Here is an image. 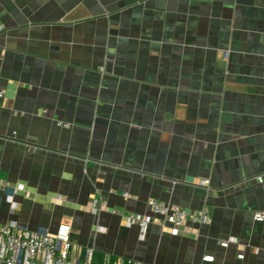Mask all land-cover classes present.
<instances>
[{"label":"crops","instance_id":"obj_1","mask_svg":"<svg viewBox=\"0 0 264 264\" xmlns=\"http://www.w3.org/2000/svg\"><path fill=\"white\" fill-rule=\"evenodd\" d=\"M0 26L3 220L145 264H264V0H0ZM150 198L211 222L175 234Z\"/></svg>","mask_w":264,"mask_h":264},{"label":"built area","instance_id":"obj_2","mask_svg":"<svg viewBox=\"0 0 264 264\" xmlns=\"http://www.w3.org/2000/svg\"><path fill=\"white\" fill-rule=\"evenodd\" d=\"M2 29L3 26H0V31ZM42 112H45V109ZM58 123L70 127L67 122ZM209 182L206 179L202 184L208 185ZM148 204L156 218L172 223L175 234L179 233L188 222L206 225L212 219L208 207L192 211L156 198H150ZM255 219L263 222L264 212H256ZM151 221H153L151 217L131 216L128 224L140 222L145 228ZM71 231L72 227L69 224H61L54 234L35 231L21 227L15 220L6 221L0 217V264H145L136 259L114 257L110 254H105L103 259L97 262L93 247H85L77 252ZM228 244V242L222 243L223 246ZM239 258H244V254L239 255ZM205 259L213 260L214 257Z\"/></svg>","mask_w":264,"mask_h":264},{"label":"trees","instance_id":"obj_3","mask_svg":"<svg viewBox=\"0 0 264 264\" xmlns=\"http://www.w3.org/2000/svg\"><path fill=\"white\" fill-rule=\"evenodd\" d=\"M103 254L96 253V261L100 262L103 259Z\"/></svg>","mask_w":264,"mask_h":264}]
</instances>
